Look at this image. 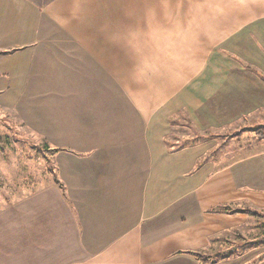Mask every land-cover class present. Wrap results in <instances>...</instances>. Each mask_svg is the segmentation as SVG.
Wrapping results in <instances>:
<instances>
[{
  "label": "crops",
  "instance_id": "1",
  "mask_svg": "<svg viewBox=\"0 0 264 264\" xmlns=\"http://www.w3.org/2000/svg\"><path fill=\"white\" fill-rule=\"evenodd\" d=\"M25 78L61 89L22 120L54 170L14 191L0 134V264H235L252 243L264 0H0V103Z\"/></svg>",
  "mask_w": 264,
  "mask_h": 264
},
{
  "label": "rangeland",
  "instance_id": "2",
  "mask_svg": "<svg viewBox=\"0 0 264 264\" xmlns=\"http://www.w3.org/2000/svg\"><path fill=\"white\" fill-rule=\"evenodd\" d=\"M29 15L27 18H29ZM22 19L24 20V18ZM44 64L45 62H40L41 66ZM60 74L61 72L57 71V75L59 76ZM24 81H18V85H14L12 90L9 91V94H7L9 96L2 98V101H11V104L14 105L5 107L2 102L0 103V134L3 135V133H6L5 131L7 130L11 131L13 134L9 140H6L10 142V145H7H9L13 150V154L11 155V158L13 159L12 168L16 167L15 164L18 167L12 172V177H10L14 191H16V188H25L27 185H29V188L36 187L42 179H46L47 174H50V172L54 170V166H52L51 161H49L50 166L47 165L46 159H48V155L50 154L47 153V155L46 151L44 152L45 157L41 154L46 149V146L44 145L45 142L36 136V132L30 127V125H28V122H23L22 120L25 119L28 121V118L31 120L32 118H35L37 110L40 109V107L42 116L45 113L46 115H51L52 117L60 114L58 109L45 110L47 105H57L58 100L53 101L54 99H48V97H39V94H45L46 96L54 92L59 94L61 89L58 91L57 89L50 87H41V82L30 78V83L26 80L28 86L25 90H22L21 83ZM69 81L70 79L68 81L60 80L58 87L60 88L61 83H68L71 87V83ZM73 83L75 84V79ZM81 91V93L76 92V97H69L67 102L71 104H75L76 102L85 104L88 100H91V92L89 93V90L83 89ZM36 94L37 98L35 97ZM27 107H30V109L28 108L27 110ZM21 129L23 131L22 133H20ZM10 152L8 151V153ZM43 159L44 162H46L44 165L42 162ZM42 175L44 178H41ZM31 190L32 189L29 191ZM253 218L252 228L254 230L252 234L242 237L249 241L252 240V243L247 244L246 247L244 246L238 248V256L235 264H264V215L257 214L254 215Z\"/></svg>",
  "mask_w": 264,
  "mask_h": 264
},
{
  "label": "trees",
  "instance_id": "3",
  "mask_svg": "<svg viewBox=\"0 0 264 264\" xmlns=\"http://www.w3.org/2000/svg\"><path fill=\"white\" fill-rule=\"evenodd\" d=\"M258 135L264 138V131H261Z\"/></svg>",
  "mask_w": 264,
  "mask_h": 264
}]
</instances>
